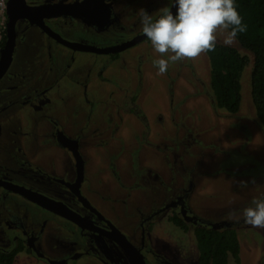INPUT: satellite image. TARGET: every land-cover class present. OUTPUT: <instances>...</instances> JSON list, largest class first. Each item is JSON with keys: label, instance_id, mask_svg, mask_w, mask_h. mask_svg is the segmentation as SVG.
Wrapping results in <instances>:
<instances>
[{"label": "rangeland", "instance_id": "1", "mask_svg": "<svg viewBox=\"0 0 264 264\" xmlns=\"http://www.w3.org/2000/svg\"><path fill=\"white\" fill-rule=\"evenodd\" d=\"M22 27L21 24L16 31L23 32ZM41 35H32L38 44L46 39L45 35L42 38ZM225 35L224 30H218L217 41L224 43ZM231 45L241 54L250 57L240 76L242 98L239 110L234 113L214 104L212 91L209 90L210 64L206 53L170 63L168 71L163 75L158 74L153 66L152 61L159 54L148 40L126 51L132 54L136 50L147 48L139 57V63L135 64L130 59L131 66L122 68H118L121 62H116L113 68L105 67L103 61L107 58L102 55L75 53L70 73L60 78L50 92L21 108L14 103L4 113H0V161L4 162L8 152L14 151L15 145L24 141L22 135L31 128L38 124L47 128L45 114L69 125L76 120L85 125L84 120H87L90 126L99 129L101 136L98 138L97 135L89 140L90 156L99 160L100 152H104L102 149L106 150L104 155L112 154V161L118 165L122 176L120 178H123L126 187L136 177L132 168L134 165L149 166L163 177L165 175V180L161 183L157 180L154 182L155 190L135 187L130 192L128 189L125 191L118 188L114 193L127 199L124 206L119 198L114 200L111 197L108 202L101 199L102 202H107V214L114 218L127 236L131 235L132 227L140 217L136 212L137 206L140 204L151 210L155 200H162L171 192L175 178L187 179V175L193 184L189 194V206L193 215L211 220H235L233 217L249 205L253 197L264 193V129L251 101L250 72L253 54L242 47L237 39ZM31 47L27 44L13 54V60H17H14L7 75L1 80L2 90L8 92L7 97L1 98L2 104L21 90L27 92L28 87L42 88L52 78L53 73L49 72L48 79L30 80V64H33L31 70L38 72L49 71L54 66L49 53L30 64L28 62L29 67L22 66L21 59L30 50L32 52ZM17 69L22 75L17 74L4 84ZM71 74L76 77L75 84H72ZM82 82H87L88 89L85 91ZM137 84L140 85V90L135 95L131 91L137 90ZM133 95L136 96L134 100L131 99ZM43 103L48 104L44 108L45 112ZM22 129L24 131L21 132ZM65 130L69 133L68 129ZM103 139L106 143H103ZM60 156L65 166H68L69 154L63 150L60 151ZM20 163L19 160L9 158L5 166L17 181L24 182L17 173L22 167ZM166 169H172L173 176L169 174V170L164 171ZM92 173H88L90 183L94 182L98 187V177ZM112 182L116 186L114 177ZM36 184L31 183L29 186L65 201L60 197L65 196L57 188L48 190L46 185ZM156 190L159 192L153 194ZM127 191L130 192L128 196ZM101 192L106 191L102 189ZM93 200L103 206L98 198L93 197ZM110 204H114L115 210L108 208ZM237 221H241L235 227L240 243V259L243 261L241 264H264V229L254 228L242 218ZM169 223L171 224L167 215L157 220L151 237L147 238L148 243L156 247L149 252H141L147 257L146 263L163 264L160 253L163 252L167 260L175 261L176 264H197L199 250L195 246L196 239L192 229L184 233ZM130 239L136 243L135 239ZM102 244L105 245L106 240ZM109 246L112 257L110 253H104L106 261L94 258L89 261L90 256H83L75 264H131L120 249L112 244ZM45 250L53 257L58 255L50 250L47 243ZM12 264L44 263L22 251L16 254ZM227 264H236L232 255Z\"/></svg>", "mask_w": 264, "mask_h": 264}, {"label": "flooded vegetation", "instance_id": "2", "mask_svg": "<svg viewBox=\"0 0 264 264\" xmlns=\"http://www.w3.org/2000/svg\"><path fill=\"white\" fill-rule=\"evenodd\" d=\"M8 2L25 5L26 9L18 10L15 14L16 17H20H15L14 21L11 60L5 72L0 76V113H4L14 103L21 108L24 104L32 100L37 101L39 96L50 92L60 78L70 73L69 68L75 60V53L105 56L107 58L105 62L103 61L105 67L113 68L116 62H121L118 68L131 66L130 59H133L135 64L139 63V57L147 48L142 51L136 50L132 54L126 53L128 49L148 40L146 36L141 37L144 34L139 22V11L143 9L152 14L165 6H169L170 10L172 7L175 8L174 5H171V0L166 2L164 0H8ZM61 5L67 6L60 7ZM58 10L66 13L56 15L55 11ZM21 24L23 32L20 33L16 29ZM37 33L46 37L41 41L38 40L39 44L32 36ZM6 39L7 36H5L1 47ZM133 40L135 42L129 45ZM27 44L32 46V52L30 50L29 54L21 59L22 66L29 67L28 62L30 64L33 60L36 61L40 56L48 55V53L54 64L48 69L49 71L40 70V72L31 70L33 64H30V74H32L30 80L48 79L49 72L53 73V76L45 82L42 88L28 87L27 92L21 90L13 97H9L8 102L2 104L1 98L7 97L8 92L2 90L1 80L7 75L14 60H17H13V54ZM81 47H91L92 50L81 49ZM18 69L4 84L20 74ZM71 77H73L72 84H75L76 77L74 74L73 76L71 74ZM82 86L84 91L88 89L87 82H82ZM139 88L140 85L137 84V90H133L131 93L137 95ZM135 95L131 97L132 100L135 99ZM42 106L44 110L48 104L43 103ZM45 116L48 118H46L47 128L40 127V124L31 128L25 135H22L24 141L18 146L15 145L14 151L8 152L4 162L0 161L1 249L9 251L18 248V253L23 251L44 264H75L83 256H90L89 261L91 258L106 261L104 253H110V257H112V250L109 248V245L112 244L123 252L131 264H147V257H144L141 252L143 250L149 252L151 248L156 247L148 243V239L161 216L164 218L167 215L171 222L169 224L184 233L190 228L194 233L196 227L219 230L226 228L235 231V227L241 222L230 219L211 220L193 215L189 206V194L193 184L192 179L187 175V179L175 178L176 182L173 180L174 187L171 192L165 195L162 200L154 199L151 210L145 209L140 204L137 206L136 212L140 214V217L135 221L131 235L127 236L115 223L114 218L107 214L105 205L108 200L111 197L115 198L114 200L119 198L124 206L127 204V199L114 193L118 188L121 187L125 191L128 189L130 192L135 187L143 189L148 187L155 190L154 182L157 180L161 183L162 180H165V175L163 177L160 172L149 166L134 165L132 168L136 177L132 184L126 187L123 178H120L122 176L118 165L112 161V154L111 156L104 155L106 150L102 149L104 152H100L99 160L96 161L92 155L90 156L92 153L88 150V142L97 135L98 138H101L98 128L90 126L87 120H84L85 125L81 122L78 123L77 120L69 125L56 117L47 116V114ZM65 129H68L69 133ZM22 131L24 130L22 129ZM104 139L103 143H106ZM63 150L70 157L68 166H65L60 156V151ZM9 158L21 162L20 166L22 167L17 173L20 179L26 183L17 181L5 166V162ZM136 162L140 164L138 160ZM167 170L173 176L172 169L164 171ZM91 172H93L92 175L95 174L98 177L99 188L94 182L90 183L88 173ZM112 176L117 181L116 186L112 182ZM31 183L44 184L48 190L57 188L60 194L66 197L60 196L65 201L32 188L29 186ZM17 186L37 192L68 208L76 214V218L80 222L69 219L33 201L25 193L18 192ZM102 189L106 192H101ZM129 191L126 192V196L130 195ZM156 192L159 191L156 190L153 194ZM92 196L107 202L101 201L103 206H100ZM109 207L115 210L114 204L113 206L110 204ZM173 215L184 221L187 225L186 230L171 221L170 218ZM129 237L135 239L136 243ZM104 240H106L105 245L102 244ZM45 243L50 250L58 254L57 257L46 253ZM195 246L197 247L196 242ZM160 253L163 264H176L175 261L167 260L163 252ZM197 261V264H200L199 252ZM242 262L240 259L239 263H235L241 264Z\"/></svg>", "mask_w": 264, "mask_h": 264}, {"label": "trees", "instance_id": "3", "mask_svg": "<svg viewBox=\"0 0 264 264\" xmlns=\"http://www.w3.org/2000/svg\"><path fill=\"white\" fill-rule=\"evenodd\" d=\"M243 23L244 33L237 36L239 44L253 54L250 72L251 101L256 116L264 129V0H235ZM1 45V44H0ZM210 64V85L217 107L234 113L240 108V76L250 57L241 54L234 46L217 42L212 51L206 52ZM171 221L182 228L187 225L178 216ZM194 236L199 250L200 264H227L229 256L240 262V243L233 229L194 228ZM18 248L6 251L0 248V264H12Z\"/></svg>", "mask_w": 264, "mask_h": 264}, {"label": "clouds", "instance_id": "4", "mask_svg": "<svg viewBox=\"0 0 264 264\" xmlns=\"http://www.w3.org/2000/svg\"><path fill=\"white\" fill-rule=\"evenodd\" d=\"M169 6L152 14L139 11L142 32L159 54L152 61L160 75L168 71L170 63L196 58L216 47L218 30L226 32L225 45H231L247 26L237 10L235 0H171ZM257 229H264V193L253 197L249 205L233 217Z\"/></svg>", "mask_w": 264, "mask_h": 264}, {"label": "water", "instance_id": "5", "mask_svg": "<svg viewBox=\"0 0 264 264\" xmlns=\"http://www.w3.org/2000/svg\"><path fill=\"white\" fill-rule=\"evenodd\" d=\"M67 5H61L60 7H64ZM51 8V7H50ZM26 9L25 5H20V4H16V3H7V14H8V20H7V28H6V36L7 39L5 41V43L3 44V46L0 48V76L5 72L6 67L8 66V64L10 63L11 60V55H12V51H13V37H14V21L16 18L20 17H16L15 14L18 10H23ZM173 14L176 11V8L172 7ZM25 12V11H24ZM66 12H62L60 10L55 11L56 15H61V14H65ZM16 17V18H15ZM145 35H142L141 37H144ZM133 42H135V40L130 41L129 45L132 44ZM81 49H88V50H92L91 47H81ZM94 50V49H93ZM16 187V186H14ZM27 190V191H25ZM17 191L21 192V193H25L30 199H32L33 201H36L37 203L53 210L56 211L58 213H60L61 215L72 219L74 221H77L78 223L80 222L77 218H76V214L73 213L72 211H70L68 208L59 205L58 203H55L49 199H47L46 197H43L41 194L31 191L29 189H25L24 187H20L17 186Z\"/></svg>", "mask_w": 264, "mask_h": 264}, {"label": "built area", "instance_id": "6", "mask_svg": "<svg viewBox=\"0 0 264 264\" xmlns=\"http://www.w3.org/2000/svg\"><path fill=\"white\" fill-rule=\"evenodd\" d=\"M7 3L8 0H0V44H2L6 36V28H7V20H8Z\"/></svg>", "mask_w": 264, "mask_h": 264}]
</instances>
